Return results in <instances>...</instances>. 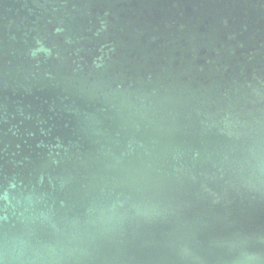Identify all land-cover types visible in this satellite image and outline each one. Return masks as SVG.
Here are the masks:
<instances>
[{
	"label": "water",
	"instance_id": "1",
	"mask_svg": "<svg viewBox=\"0 0 264 264\" xmlns=\"http://www.w3.org/2000/svg\"><path fill=\"white\" fill-rule=\"evenodd\" d=\"M0 264H264V0H0Z\"/></svg>",
	"mask_w": 264,
	"mask_h": 264
}]
</instances>
